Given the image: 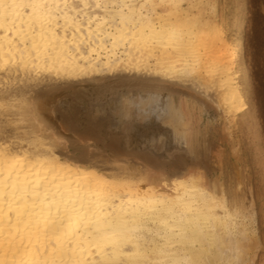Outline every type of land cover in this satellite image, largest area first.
<instances>
[{
  "label": "snow or ice",
  "instance_id": "obj_1",
  "mask_svg": "<svg viewBox=\"0 0 264 264\" xmlns=\"http://www.w3.org/2000/svg\"><path fill=\"white\" fill-rule=\"evenodd\" d=\"M240 2L0 0V65L5 72L14 65L17 75L23 69L31 99L100 74L139 73L130 79L145 84L151 76L162 77L165 83L195 93L211 117L217 82L240 87L235 74L239 47L231 28ZM150 9L161 10L164 16H171L173 9L183 11L189 33L207 37L192 49L194 59L187 68L164 69L143 59L145 50L164 34L156 13L145 15ZM121 47L127 50V59ZM163 63L158 59V64ZM0 91L6 97L0 104V264H245L239 256L225 259L215 243V229L209 236L198 226L185 229L190 255L182 261L153 259L138 248L96 260L94 249L108 240L114 224L108 209L135 173L121 163L124 156L116 143L102 148L87 137L54 132L38 117L31 121L33 127L22 139L26 147L21 149L10 113L27 111L30 105L20 108L18 100L7 99L13 91L10 83ZM215 126L210 119L209 133ZM226 133L232 137V151L220 155L215 177L209 174L215 181L217 203L225 206L222 220L231 222L225 227L230 235L235 232L242 238L246 249L254 248L257 240L264 246V228L257 230L258 218L264 216V152L257 178L252 161L244 157L237 130L228 128ZM194 178L203 181L202 174ZM249 183L258 185V192L250 202L245 199L241 210L228 212L237 185L246 194Z\"/></svg>",
  "mask_w": 264,
  "mask_h": 264
},
{
  "label": "bare ground",
  "instance_id": "obj_2",
  "mask_svg": "<svg viewBox=\"0 0 264 264\" xmlns=\"http://www.w3.org/2000/svg\"><path fill=\"white\" fill-rule=\"evenodd\" d=\"M141 2H144V0H141ZM149 2H151V0H149ZM182 2L186 4L188 0H182ZM148 11H153L156 13V22L163 26L164 34L159 38L158 42L154 44L152 49L145 50L143 59L146 62H150L153 66H162L164 69L175 71L187 68L194 59V53L192 49L198 46L201 41L207 39V37L204 35L190 34L188 27L184 23L185 17L182 16L181 18L179 14L180 12H178V10H170L172 12L171 16H164L161 10L151 9L147 10L145 15H148ZM245 13V0H241L240 16L237 18L236 24L234 26V36L237 38L239 47L238 59L235 61V74L237 76V83L240 85V87L237 89L226 82L223 84H221L219 81L217 82L216 103L222 112L223 127H225L224 130L228 128H235L238 131L243 129L245 126L249 128L255 119L254 106H251L250 109L249 103L247 102L249 98L252 97L251 95L253 93L250 87L249 66L245 56V25L243 19ZM174 18L175 20L173 21L172 19ZM199 31L203 32V29H200ZM119 51L124 52V59H127V50L121 47ZM133 54L135 55V53ZM105 55L107 54L105 53ZM158 59L162 62L166 61V63L160 65L158 64ZM241 72L243 73V77H240ZM13 73H15L17 76V70L14 65L9 66L7 72L4 71L3 65H0V86H2L3 83H7V77L12 76ZM20 74L25 75L23 69H20L19 75ZM120 74H124L128 78H125V76L123 79L119 77V81L113 83L111 82L110 85L108 84V86L112 88L110 90L120 88H126L129 90L131 88L138 87L151 88L155 90L168 89L167 91L171 95L169 102L167 101L166 97L160 98V96L157 95L153 99V102H151V105H148L144 109L143 107L139 108V106H137V103H135L137 100H134V102H132V100L131 106H133V108L130 107L128 110H130V113L133 116L135 115L134 113L136 111H150L152 115L150 116L151 120L149 123L151 124V128L149 127V129L154 130L157 128H165L167 129V134L171 139H169L170 143L172 140H174V142L181 141V143H183V148H186L189 151L195 149L193 143H195L194 140L196 133L193 134V132H191L193 128L191 121L188 118L190 114L187 113L189 105L183 98H178L179 100H177V98L174 99L176 93L179 95V97L181 95V89L174 87L178 85H174L173 82L165 83L163 82L162 77L156 76L149 77V83L147 84L143 82L138 83L137 81L130 79V77L133 75L139 76L141 74H133L131 72H118L107 75L100 74L96 76V78H105ZM16 76L15 78L13 77L14 80L16 79ZM226 80L227 77H225V81ZM169 84L172 86H169ZM180 87L181 86H179V88ZM186 90L190 89L186 88ZM102 91L104 92V88ZM137 91L138 90H132L133 94H137ZM125 92L126 93L123 94H121L122 92H117L119 96L111 102L114 103L113 113L115 118H119L123 113L124 105H127L126 103L124 104L126 99H135L134 96L129 98L130 93H132L131 91ZM17 93L18 90L16 94ZM0 96H2V94ZM7 99L9 98L7 97ZM126 101L130 103V100ZM166 102L169 106V111L167 112H165L164 109ZM159 107L164 110L161 113V117L159 114L160 112H158ZM14 118L12 117L10 119L11 123L18 124L16 122V119L18 118ZM113 126L118 127L119 125L115 123ZM130 126L129 137L135 138V135L139 129V125L132 123ZM180 132L184 134V137H182ZM225 135H227L225 137H229L228 134ZM260 137L261 135L259 132L256 135L257 141L260 139ZM18 139L21 140V143L18 144V147L21 149L26 147V145L22 143V139ZM237 139L240 145L244 144L242 143L241 136L238 137V134ZM230 142L232 147V137ZM260 143L261 142L258 141L257 144ZM225 144H227V141ZM245 147L243 146V148ZM246 151L248 152V150ZM243 154L246 160L251 161L252 158L249 159L245 152H243ZM196 175L198 176V174ZM151 181L152 182H148V178L141 179V183L137 182L131 184L128 181L129 186L121 187L118 190L116 193L117 198L112 201L113 207L108 209L109 212L113 213V228L109 230V238L106 242H104L103 246L98 250L94 249V251L97 253L94 257L96 260L103 261L107 259L108 255L115 256L121 250L126 253L130 251H136L138 248L139 251L146 252L153 259H161L166 257L169 259L182 261L187 255H190V249L187 247L188 242L184 238L185 229L197 226L202 228L209 236L213 235L212 230L215 229V243L218 250L225 254V259L239 256L240 259L244 260L245 257H248V254H246L247 251H245V246L242 243V238L236 235L235 232L230 235L228 229L225 227V224L231 222L222 220V218L226 216L225 206L217 203V196L211 183H208V187H205L201 180L194 178V174L189 175L186 178H180L179 180L177 179L176 182H178L172 190L170 189L169 185L165 184L169 182V180L165 178L155 177ZM153 181L157 182L158 184H151ZM171 181L172 182H169L168 184L173 185L175 180L173 179ZM237 189L238 190L233 196L235 202L233 204L229 203L230 206L227 208L228 212L235 213L241 210L243 208L245 199H248L250 202L254 195L258 192V186H254L252 183L247 185L246 194L239 185H237ZM221 193L223 194V191ZM124 221H127L128 223L125 225ZM239 222V220L236 221V223ZM257 223H259V226L262 227L264 224V216L258 218ZM256 246L258 247L259 244H256ZM161 252H163L165 256H161ZM245 254L247 256H245ZM256 254L258 260L260 258L264 261V250H261V252H257ZM119 259L124 260L126 257L119 256Z\"/></svg>",
  "mask_w": 264,
  "mask_h": 264
},
{
  "label": "rangeland",
  "instance_id": "obj_3",
  "mask_svg": "<svg viewBox=\"0 0 264 264\" xmlns=\"http://www.w3.org/2000/svg\"><path fill=\"white\" fill-rule=\"evenodd\" d=\"M178 12H180L181 18L182 16L184 17L182 11ZM245 12L243 16L245 25V56L249 66L250 87L253 93L251 95L252 97L249 98L247 102L249 103L250 109L251 106H254L255 119L249 128L245 126L243 129L238 130L237 134L238 137L241 136L242 143H244L241 144L244 147L246 146L243 148V146L240 145L241 149H244V151L242 149V152H245L249 159L252 158L251 161L253 163L254 173L258 178L259 161L261 153L264 152V0H245ZM239 16L240 4L236 9L231 25L233 34L234 26ZM172 20L174 21L175 18ZM13 74L10 76L11 78H15L16 74ZM120 75H117L118 77L116 75L105 78L94 77L86 81L54 87L48 94L37 99H31L29 96L28 84H25L26 79H24L25 75L20 74V77L17 75L18 77L16 76L15 80L14 78L11 79L12 82H9V77H7V83H3L2 86L10 83L14 91L11 93L12 97L10 96L8 98L13 101L18 100L20 108L30 105L27 111L21 112L19 110H14L10 113V119L12 117H15L14 119L18 118L16 119L18 124H12L13 134L21 139L27 137L28 130L33 127L31 121L36 120L38 117L40 121L50 126L54 132L87 137L90 141L99 144L102 148H107L112 143H116L124 156V160L121 163L126 166L129 173H135V175H131L129 178L131 184L137 182L141 183V176L148 178V181H151L155 177H166L165 179L169 180V182H172L171 180L173 179L175 180L173 185L168 184L169 182L165 183L169 185L172 190L178 182H176L177 179L186 178L193 174H202V184L208 187V183H211L215 190V181L214 179H209V174L211 173V176L215 177L216 173L214 169L217 167V161L220 155L223 154L227 156L232 151L230 142L231 137L229 134V139L225 137L227 133L226 129L224 130L222 112L220 107L217 106V103L214 115L210 117V114L204 109L203 104L195 93L191 90H186L184 87L179 88V86H174L181 89L180 97L176 93L174 99L177 98V100H179L178 98H183L189 105L187 113L190 114L188 118L193 128L191 132H193V134L196 133L195 135L197 137L195 136V140H198H194L195 143L193 144L195 149H192V152V150L189 151L183 148V143H181V141L174 142V140H172L170 143L171 139L167 134V129H149V127L151 128L149 121L152 115L150 111H136L133 116L130 110H128L130 107L133 108L131 105L134 100H137L135 103H137L139 108L143 107L144 109L148 105H151V102H153V99L157 95H159L160 98L166 97L169 102L171 95L168 93V89L155 90L138 87L129 90L126 88L110 90L112 88L108 86V84L110 85L111 82L119 81L120 78L123 79L125 76L124 74ZM125 78L128 77L125 76ZM2 86H0V89L3 88ZM169 86L172 85L169 84ZM103 88L105 93L102 91ZM16 89L19 94H16ZM132 90H138V93L133 94ZM125 91H131L132 93H130L129 98L134 96L135 99H126L130 100V103L125 100L124 104L126 103L127 105H124L123 113L119 118H115L113 113L114 103L111 102L119 96L117 92H122L121 94H123L126 93ZM1 94L2 96L4 95L3 92L0 93V95ZM2 96H0V101L2 100L0 104L6 99V97ZM165 104L166 106H164V109L165 112H167L169 111V106L167 102ZM15 107L14 105V108ZM163 111L164 110L159 107L158 112H160V117ZM2 119L3 117L0 116V120ZM210 119H214L216 123L211 133H209L207 127ZM115 123L119 126L114 127L113 124ZM132 123L139 125L135 138L129 137L130 125ZM259 132L261 137L258 141L261 143L257 144L256 135ZM180 134L184 137L183 133L180 132ZM226 141L227 144H225ZM246 150H248L249 153ZM141 165H143V172L141 171ZM151 184L158 183L153 181ZM221 189L222 192L223 186H221ZM232 199L229 200L228 203L233 204L235 201L234 198ZM263 227L264 224L260 227L259 223H257L258 231ZM257 244H259L258 247L255 246L251 249L245 248V251H247L246 254H248V257H245L248 259L244 258V261H246L245 264H264L262 259L259 258L258 260L256 254L264 250V246H261L259 240H257ZM246 254L245 256H247Z\"/></svg>",
  "mask_w": 264,
  "mask_h": 264
}]
</instances>
